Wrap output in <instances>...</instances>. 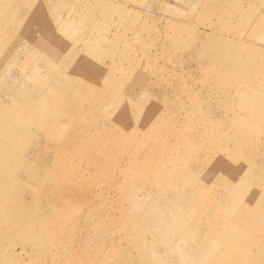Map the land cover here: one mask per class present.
Here are the masks:
<instances>
[{
    "label": "rangeland",
    "instance_id": "obj_1",
    "mask_svg": "<svg viewBox=\"0 0 264 264\" xmlns=\"http://www.w3.org/2000/svg\"><path fill=\"white\" fill-rule=\"evenodd\" d=\"M0 114V264H264V0H0Z\"/></svg>",
    "mask_w": 264,
    "mask_h": 264
},
{
    "label": "bare ground",
    "instance_id": "obj_2",
    "mask_svg": "<svg viewBox=\"0 0 264 264\" xmlns=\"http://www.w3.org/2000/svg\"><path fill=\"white\" fill-rule=\"evenodd\" d=\"M175 2V1H174ZM24 30V29H23ZM28 31H30V30H28ZM27 31V32H28ZM31 32V31H30ZM29 35V34H28ZM247 40V39H246ZM68 54V53H67ZM71 56H74V55H71ZM6 57H8V58H10V56L9 55H6ZM83 61V60H82ZM94 64V63H93ZM2 67H5V66H2ZM9 70L8 69H6V73L8 72ZM88 97H89V95H88ZM28 102H32V101H28ZM33 103V102H32ZM23 104H24V109H29V107H28V104H27V102H23ZM30 108H32V107H30ZM154 108V107H153ZM25 112V111H24ZM26 114H27V116H28V120L29 119H33L32 117H31V114L29 113V112H25ZM4 118L6 119V116L4 115V114H0V121H2V120H4ZM29 122H32V121H29ZM141 123V122H140ZM146 123H147V120H146ZM143 125V124H142ZM145 125V124H144ZM141 128H142V126H141ZM7 132V131H6ZM13 133H14V128L11 130V135L9 136V140L10 141H13ZM73 133V132H72ZM81 134V133H80ZM1 137L2 136H0V168L1 167H3L4 165H7V161H6V159H5V157H4V155L10 150V145H5V143L1 140ZM60 141V140H59ZM53 142V141H52ZM63 142V141H62ZM69 143V142H68ZM55 144V143H54ZM57 144V143H56ZM64 144V143H63ZM61 145H62V143H61ZM66 145V144H65ZM64 145V146H65ZM151 145V144H150ZM71 146H73V144L71 145ZM70 146V147H71ZM54 166V165H53ZM6 167V166H5ZM120 168V167H119ZM36 172V171H35ZM29 174V173H28ZM29 175H31V174H29ZM27 176H25V178H26ZM33 179V178H32ZM27 181V180H26ZM32 181V180H31ZM33 181H34V179H33ZM35 182H36V179H35ZM28 183V182H27ZM31 184V183H30ZM70 185V184H69ZM67 187V186H66ZM71 187V186H70ZM69 188V187H68ZM25 189V188H24ZM64 191H66V190H64ZM16 192V191H15ZM20 192V191H19ZM33 194V193H32ZM40 194V193H39ZM70 194V193H69ZM41 195V194H40ZM180 195L182 196V198L184 197L185 199H186V196H187V193H186V190L184 191V190H181L180 191ZM78 196V195H77ZM40 199V198H39ZM38 199V200H39ZM15 200V199H14ZM30 200V199H29ZM260 200H261V197H258L255 201H257L255 204H259V202H260ZM16 201V200H15ZM33 201V200H32ZM184 202H185V200L182 202L183 204H184ZM253 202V201H252ZM186 203H188V202H186ZM51 209V208H50ZM187 214H188V212H186ZM182 214L184 215V212L182 211ZM51 217V216H50ZM181 226H183V228H184V223H182L181 224ZM226 257V256H225ZM228 258V257H227ZM230 258V257H229Z\"/></svg>",
    "mask_w": 264,
    "mask_h": 264
}]
</instances>
